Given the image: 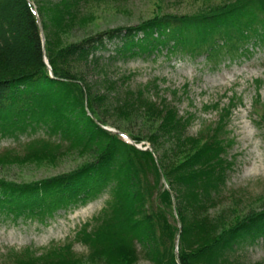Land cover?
<instances>
[{"label":"trees","instance_id":"trees-1","mask_svg":"<svg viewBox=\"0 0 264 264\" xmlns=\"http://www.w3.org/2000/svg\"><path fill=\"white\" fill-rule=\"evenodd\" d=\"M92 1L0 0V133L18 136L41 128L55 137L56 146L49 138L25 145L37 160L63 144L100 150L76 170L41 181L0 179V214L44 218L109 191L107 206L76 236L89 248V259L131 264L144 254L152 264H264L239 258L241 249L264 240V209L238 217L223 207L232 162L222 137L232 101L215 105L221 118L214 127L190 135L192 116L161 96L159 79L131 89L133 73L110 77L116 62L134 57L179 52L219 63L242 56L264 41V0H221L192 13L164 10L136 26L67 43L68 30L92 21ZM92 74L100 75L99 84L92 83ZM94 86L105 91L95 95ZM109 102L110 109L104 108ZM109 110L140 120L147 139L106 129ZM144 141L149 149L136 146ZM30 252L15 264H67L76 256L71 244L52 245L40 256Z\"/></svg>","mask_w":264,"mask_h":264},{"label":"rangeland","instance_id":"rangeland-1","mask_svg":"<svg viewBox=\"0 0 264 264\" xmlns=\"http://www.w3.org/2000/svg\"><path fill=\"white\" fill-rule=\"evenodd\" d=\"M219 2L221 0H93L88 8L93 14L92 21L68 30L64 41L76 42L108 28L136 26L164 10L192 13ZM113 48L108 46L110 50ZM250 51L236 58H223L219 63L209 62L204 56L160 53L157 56L119 60L110 72L113 79L133 73L128 82L131 89L159 79L161 96L170 99L181 115L192 116V125L188 129L190 135L200 134L210 125L214 127L221 118L215 105L224 108L232 101L231 114L227 116L222 137L229 145L227 157L232 162L223 207L235 209L238 217L264 209V41L256 43ZM99 77V74H92V83L99 84ZM174 90L178 91L177 96L173 94ZM104 91L103 87H93L95 95ZM152 96L156 97V92ZM103 107L110 109L111 103H105ZM105 112L108 121L105 128L117 132L116 128H121L147 139L148 132L143 130L140 120L122 118L112 110ZM34 138H49L51 145L59 144L55 137L51 138L41 128L18 136L0 133V179L18 183L41 181L76 170L91 162L100 151L97 146L94 147L96 150H81L63 144L62 147L50 148L51 152H46L37 160L32 159L34 152L25 149V145ZM145 142L143 146H150ZM159 152L163 156L165 149L164 153ZM110 198L109 191H103L84 203L60 208L44 218L17 216L8 212L0 214V264H15L16 259L23 257L27 250L34 257L40 256L52 245L67 244L72 245L76 254L67 264H110L107 257L89 259V248L76 240L77 233L94 222ZM223 207L215 208L212 214ZM239 254L242 262H264V240L249 244ZM131 264L152 262L140 254L137 261Z\"/></svg>","mask_w":264,"mask_h":264},{"label":"water","instance_id":"water-1","mask_svg":"<svg viewBox=\"0 0 264 264\" xmlns=\"http://www.w3.org/2000/svg\"><path fill=\"white\" fill-rule=\"evenodd\" d=\"M38 23H39V26H40V28H41V30H42V26H41V22H40V20L38 19ZM42 35H43V33H42ZM43 40H44V36H43ZM47 62V61H46ZM48 64V63H47ZM48 66H49V64H48ZM49 68L51 69V67L49 66Z\"/></svg>","mask_w":264,"mask_h":264}]
</instances>
